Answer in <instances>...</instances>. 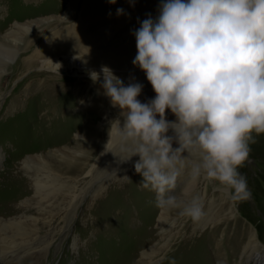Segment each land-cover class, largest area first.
Here are the masks:
<instances>
[{
	"label": "rangeland",
	"instance_id": "obj_1",
	"mask_svg": "<svg viewBox=\"0 0 264 264\" xmlns=\"http://www.w3.org/2000/svg\"><path fill=\"white\" fill-rule=\"evenodd\" d=\"M74 3L75 0H39L34 3L0 0V11L3 9L0 12V44L12 45L14 38L8 37L7 33L16 23L47 18L51 27L44 30L38 26L29 35L21 34L22 50L12 63L7 64L8 72L0 79V220H22L12 227L8 223L6 228L0 227L3 228L0 234H4L0 252L16 250L18 241L15 239L19 237H10L17 236L13 233L22 231V227L32 228L36 220L39 235L45 234L42 221L47 215L41 211L44 206L38 204L26 168L30 167L29 174L35 172L41 179L46 180L52 174L53 180L63 178L64 183L61 187L57 184V191L52 188L58 204L54 212L62 210L53 246L46 252L42 240L41 248L38 245L31 250L33 253L39 251L33 260L29 256L31 251H26V256L9 257L4 264H165L190 240L196 250L194 256L186 259L187 263L197 260L196 255L201 252L199 245L211 255L210 260L206 258L200 263L236 264L235 259H227L225 250L220 249L216 259L212 260V255L217 252L216 246L225 230L232 235L245 228L257 233L264 245V136L258 137L257 143L251 145L249 160L240 169L247 177L251 200L234 203L224 197L215 182L203 178L183 191L181 199L185 203L194 195L201 197L204 215L197 222L180 215L179 210H173L163 225L161 214L165 211L155 206L153 192L138 187L143 178L135 172L134 165L127 168V163L121 162L117 156L121 154L117 142L110 145L117 155L106 152L94 168L100 149L109 141L110 122L120 115L114 113L107 98L98 95L94 88H99V84H93L88 74L50 72L48 68L54 58L58 65H64L60 57H51L48 62L30 59L42 42L77 22L80 5L75 7L72 21L62 23ZM26 45L28 51L23 50ZM4 60L1 58L2 62ZM133 74L120 78L126 85L133 79L140 81ZM140 82L144 86L141 95L148 100L154 99V94L148 95L149 84L145 80ZM94 141L99 143L94 153L99 152L92 153L90 163L94 164L91 167L84 158L92 156L90 148ZM64 157L68 159L64 160ZM73 186L76 187L75 197L70 191ZM183 188L182 181L178 193ZM10 193L16 198L12 207ZM26 201L29 202L24 206ZM232 212L236 214L232 216ZM208 216L213 217V222L202 229ZM160 225L166 229L172 226L171 236L165 230L163 232ZM215 228L220 231L212 246L208 235ZM148 251H154L152 260L145 257ZM3 262L1 256L0 264Z\"/></svg>",
	"mask_w": 264,
	"mask_h": 264
},
{
	"label": "clouds",
	"instance_id": "obj_2",
	"mask_svg": "<svg viewBox=\"0 0 264 264\" xmlns=\"http://www.w3.org/2000/svg\"><path fill=\"white\" fill-rule=\"evenodd\" d=\"M139 24L132 63L154 99L142 103L143 85H126L108 66L88 72L123 118L110 122L106 150L115 138L121 162L139 157L138 187L153 192L162 211L199 221L201 197L185 203L181 195L201 178L227 189L234 203L251 200L240 169L264 136V0H162L158 15Z\"/></svg>",
	"mask_w": 264,
	"mask_h": 264
},
{
	"label": "bare ground",
	"instance_id": "obj_3",
	"mask_svg": "<svg viewBox=\"0 0 264 264\" xmlns=\"http://www.w3.org/2000/svg\"><path fill=\"white\" fill-rule=\"evenodd\" d=\"M24 1L26 3H34L38 2L39 0ZM81 1L83 2L80 4ZM161 2L162 0H117L116 4H112L110 3V0H75L74 5L70 6V14H66L62 23H66L69 19L71 20L75 13V7L80 5L81 11L77 22H75V24H73L72 26H66L67 28H63L61 31L51 35L46 41L42 42V44L37 47L36 51L30 57V59H37L39 61L48 62L51 61L49 60L51 57H60L61 61H63L62 64L64 65H58L55 60L56 58H54L53 63L50 64L51 67L48 68L50 72L58 71V74H63L65 71L71 72L72 75L73 73L74 75L88 74L89 70H95L99 72L102 65L110 67L113 70L114 74L121 78H124L126 74H128L129 76V74L135 73L133 75L138 76L140 81L145 80V82L149 84H147L149 86H147L149 89L148 95H156L151 84L146 78V74L138 67L134 66L132 63L137 54L136 40L135 36L133 35V30L139 28V21L146 19L149 15L155 18L158 15V9ZM117 8L124 9L125 15L118 16L116 11ZM1 11H3V9ZM49 23L50 19L47 18L40 19L38 22L29 21L28 23L24 24L16 23V25H14L9 30L7 36L14 39H12L11 46L0 44V57L3 58V60H6H4L5 62H2L0 58V79L8 72H6L5 68L7 64L12 63L14 59L19 56V50H22V40L20 37L21 34L29 35L31 34V32H34L36 28H38V26L42 27L44 30H48L51 28L49 26ZM23 50L28 51L29 47L26 45ZM66 55L69 56L66 57ZM79 61L80 64H77ZM140 81L137 82L141 83ZM94 89H96V92L98 93L99 88L95 87ZM98 95L103 99L107 98L102 94V90H100V94ZM107 99L112 110H114V113L120 115V109L112 107L109 98ZM138 99L142 103H147L149 101L142 95L138 97ZM166 115L169 121H174L176 119V117L170 111ZM120 119L121 125H123V118L120 117ZM171 134L172 133L170 132L169 135ZM113 142H117L115 138ZM98 144V142L94 141L92 148H90V155L92 156H86L87 158H84L87 166L90 165L92 167V165L96 163V165L94 166L95 168L106 156V152L108 151L106 150L105 146L107 143H104V145L100 149L98 160L94 163H90L93 158L92 153H94L96 145ZM173 147L175 148L177 147V145L174 144ZM97 151L99 152V150ZM97 151L94 153V155L97 153ZM63 159L66 160L68 158L64 157ZM138 159L139 157L137 156L133 157L131 161L125 162V164L127 163V168H129L130 165H134ZM26 170L28 175L30 176V179L33 181V188L36 191L35 197L39 199L38 204L41 203L44 206V209L41 208V211L45 215H47V217H44L42 221L45 234L44 236L39 235L40 228L36 226L37 220L32 225V228L22 227V231L13 233L17 236H13L10 238L19 237L15 239V241H18L15 245V248H18L10 253L4 251L0 252V257L2 256V259L4 261L3 264L9 257H24L26 256V251H34V249H36L38 245V247L41 248L42 240L45 241L44 248L47 252L50 247L53 246V243L55 241L54 235L56 232H58V226H56V224L59 223L58 217L61 215L62 210L57 213L54 212L55 210H57L58 204L56 201V192H54L52 188L57 191V184L60 187L64 185V183L62 184L63 178L55 181L52 178V174H50L45 180L41 179L40 176H38L35 172H32L33 175L29 174L31 172L30 167L26 168ZM78 172L79 171H76V173ZM19 186H21V183ZM70 191L71 196L75 197L76 187H71ZM221 192L223 193L224 197L229 200L231 199L227 189L221 188ZM8 197L13 200L10 204V207H12L16 201V198H13L12 193L8 194ZM28 202L29 201L24 202V206L27 205ZM52 207H54V209L50 210ZM73 212L75 213V210ZM169 212L170 211H165L163 214H161V222L163 225L169 217ZM235 214V212H232V216H234ZM212 219L213 217L211 216L206 217L201 228L203 229L208 225V223L213 222ZM236 221L237 223H239V219H237ZM6 223L11 225L12 227L22 223V220L20 218L11 220L3 218L2 220H0V227L2 226L6 228ZM164 227L165 226H161L162 231L165 230V233L167 232L168 235L171 236L170 232L172 231V226H170L169 229H166V227L164 229ZM2 229L0 228V231ZM11 231L12 229L10 230V233ZM219 231V228L212 229L210 232V236L208 235L209 241H211L210 243L212 246H214L213 243L216 239V234L219 233ZM3 235L4 234H0V244H2L1 240L3 239ZM5 241L9 242V240L7 239ZM5 241L4 243H7ZM191 243L192 240L187 242L184 247H181L176 252H174L172 256L165 262V264H202L200 263V260L203 261L206 258L211 259V255L208 254L209 252L207 251V249H201V247L198 245V248L201 250V252L200 254L196 255L197 260L187 263L186 259L189 260V258L195 255L194 249L196 250V248L192 246ZM12 248L14 247L12 246ZM220 249L227 252V259H235L237 261L236 264H264V245L260 241L258 234L253 230L245 228L240 233L238 232L232 235L229 234L228 230H225V233L222 234V239L219 240V244H217L216 246L217 252L215 253V255H212V260L214 258L216 259L217 254H220ZM33 251L29 253V256H32V260L34 259V257L36 258V256L39 255V251H36L35 253H33ZM185 252L187 255L185 254ZM153 256L154 251H148V253L145 255L147 259L151 260L153 259Z\"/></svg>",
	"mask_w": 264,
	"mask_h": 264
}]
</instances>
